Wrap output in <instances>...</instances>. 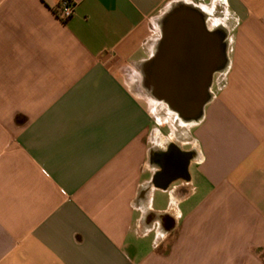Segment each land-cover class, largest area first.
I'll return each mask as SVG.
<instances>
[{
    "label": "crops",
    "instance_id": "obj_1",
    "mask_svg": "<svg viewBox=\"0 0 264 264\" xmlns=\"http://www.w3.org/2000/svg\"><path fill=\"white\" fill-rule=\"evenodd\" d=\"M62 1L0 0V264H264V0H184L220 38L198 121L127 77L175 0Z\"/></svg>",
    "mask_w": 264,
    "mask_h": 264
},
{
    "label": "water",
    "instance_id": "obj_2",
    "mask_svg": "<svg viewBox=\"0 0 264 264\" xmlns=\"http://www.w3.org/2000/svg\"><path fill=\"white\" fill-rule=\"evenodd\" d=\"M164 46L149 62L155 97L186 119L198 121L219 56V35L205 27L201 13L186 7L174 14Z\"/></svg>",
    "mask_w": 264,
    "mask_h": 264
},
{
    "label": "rangeland",
    "instance_id": "obj_3",
    "mask_svg": "<svg viewBox=\"0 0 264 264\" xmlns=\"http://www.w3.org/2000/svg\"><path fill=\"white\" fill-rule=\"evenodd\" d=\"M186 7L188 6H186L184 0H175L167 9V14L154 22V28L152 32L153 37L150 45L153 48L157 49L158 52H160L164 46L163 34L168 31L172 16L180 11H183L184 9H186ZM109 63L111 65H115L117 63V60L111 59L109 60ZM127 77L133 90L149 100L153 111H155L157 114L163 113V100L157 99V97H155L154 95L153 90H151L153 72L148 67L135 68V70H131L128 72ZM139 79L140 81H138ZM159 103L161 105H159Z\"/></svg>",
    "mask_w": 264,
    "mask_h": 264
},
{
    "label": "built area",
    "instance_id": "obj_4",
    "mask_svg": "<svg viewBox=\"0 0 264 264\" xmlns=\"http://www.w3.org/2000/svg\"><path fill=\"white\" fill-rule=\"evenodd\" d=\"M75 11V5L70 0H63L57 9L58 17L63 20H69Z\"/></svg>",
    "mask_w": 264,
    "mask_h": 264
}]
</instances>
